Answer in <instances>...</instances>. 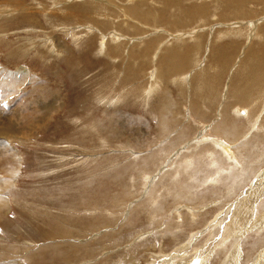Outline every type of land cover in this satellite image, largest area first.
Returning a JSON list of instances; mask_svg holds the SVG:
<instances>
[{"label": "rangeland", "instance_id": "374dc122", "mask_svg": "<svg viewBox=\"0 0 264 264\" xmlns=\"http://www.w3.org/2000/svg\"><path fill=\"white\" fill-rule=\"evenodd\" d=\"M6 1L0 264H264V83L251 86L264 69V0ZM221 46L232 57L219 69ZM178 56L187 66L162 76L160 61ZM29 114L27 128H3ZM225 120L237 127L218 131Z\"/></svg>", "mask_w": 264, "mask_h": 264}, {"label": "bare ground", "instance_id": "6f19581e", "mask_svg": "<svg viewBox=\"0 0 264 264\" xmlns=\"http://www.w3.org/2000/svg\"><path fill=\"white\" fill-rule=\"evenodd\" d=\"M125 1H127V0H125ZM131 1H140V0H131ZM147 1H149V0H147ZM15 2H22L21 0H8V1H6V3H9V4H11L12 5V7H16V5L14 6V4H16ZM55 3V2H54ZM138 3H140V2H138ZM143 3V2H142ZM56 4V3H55ZM128 4V3H127ZM135 4L136 3H134L133 4V6H128V8H129V12H132V11H134V10H132V9H134L135 8ZM129 5V4H128ZM59 9V8H58ZM199 9H203L204 10V8L203 7H192L191 8V10L192 11H190V13H188V14H192L191 12H193L194 13V15H199V13H201L202 14V11L201 10H199ZM73 11H75V12H81V11H79V7H75L74 9H73ZM134 14V13H133ZM21 16H23V17H26L28 14H20ZM20 15L18 16V18H21L20 17ZM26 15V16H25ZM32 15H33V13H32ZM31 16V15H30ZM34 16V18H35V15H33ZM27 18V17H26ZM28 18H30V17H28ZM28 18H27V20H28ZM49 19H51V18H56V15L55 16H53V15H51V16H49L48 17ZM34 20V19H33ZM30 21H32V20H30ZM26 24H27V22H25ZM24 24V23H23ZM32 25H33V23H31ZM35 26H38V25H35ZM249 26H251V24H249L248 25V27ZM34 28V27H33ZM39 28H41V27H39ZM77 28H79V27H77ZM235 29V28H234ZM34 30V29H33ZM87 30V29H86ZM40 32H42V36L44 35H47L46 34V32H44V30H42V29H40ZM78 32V31H77ZM81 32H84V33H86V34H90V30H87V31H84V30H81ZM74 33V32H73ZM72 33V39H74L75 40V43L77 42V40L79 39V33L77 34H73ZM230 33V32H229ZM234 33V32H233ZM239 33V32H238ZM51 35V34H50ZM91 37V36H90ZM101 38V37H100ZM118 38V37H117ZM200 38H202V37H200ZM200 38H197V40H200ZM28 39V38H27ZM53 39V38H52ZM51 39L50 38H47V39H45L44 41H43V43H42V45L44 44V47L46 46V45H48V47H50V50H49V52H54V54H55V51L53 50V48L51 49V45H50V43H51V41H50ZM90 40H91V38L89 39V40H87V42L85 43L86 45H88V46H91V45H89V43H90ZM27 41V40H26ZM31 39H28V42L30 43V45H32V44H34L33 43V41H32V44H31ZM119 41V40H118ZM174 41V40H173ZM55 42V41H54ZM102 42H103V40H102ZM102 42H101V45H102ZM114 42H115V40H114ZM57 43V42H56ZM53 44L54 43H52V47H53ZM61 44H62V42H60V45H59V47L61 46ZM149 45V44H148ZM159 45V44H158ZM117 46H121V45H117ZM147 46V45H146ZM193 46V45H192ZM47 47V48H48ZM55 47V46H54ZM107 47V46H106ZM106 47H105V49H106ZM157 47V46H156ZM200 47V44H199V42H196L195 43V45L193 46V47H190V48H188V49H186V52H185V54L186 53H192L193 51H198L197 49ZM61 48V47H60ZM117 48V47H116ZM116 48H114V49H112V50H105L104 49V47L103 48H100V52H99V54H103L102 52L105 50L106 52H108V51H110V53L109 54H107V56H110V57H112L111 55H113V53L115 52L116 53ZM148 48H150L151 49V47L150 46H148ZM147 48V49H148ZM234 48V47H233ZM55 49H56V47H55ZM149 49V50H150ZM98 50V49H97ZM114 50H116V51H114ZM178 50V49H177ZM226 50H228V51H226ZM48 51V50H47ZM112 51H114V52H112ZM146 52H148V50H145ZM151 51V50H150ZM183 51H185V50H183ZM231 51V50H230ZM176 52H178V51H176ZM176 52H174L173 54L175 55L176 54ZM60 54H61V52H59ZM112 53V54H111ZM119 53V52H118ZM122 53V52H121ZM145 53V52H144ZM183 53V55H184V52H182ZM140 54H141V52H140ZM166 54V53H165ZM103 55H105V54H103ZM142 55V54H141ZM140 55V56H141ZM144 56L143 57H145L146 56V53L145 54H143ZM177 55V54H176ZM182 55V54H181ZM182 55V56H183ZM52 56V55H51ZM120 56V55H119ZM154 56H155V54H154ZM186 56V55H185ZM213 57H214V59H215V63H219L218 64V68L219 69H221L222 67H223V65H222V61L224 62V63H226L227 64V61L229 60V59H231V57H232V54H230V52H229V49H225L224 47H219V48H217V50H216V52L212 55ZM114 57V56H113ZM112 57V58H113ZM142 56H141V58H143ZM147 57V56H146ZM180 56H178V57H171V58H169V59H165V58H161L162 60L160 61V59H159V61H160V63H159V65L157 66L158 67V70H159V72H161V74H163L162 76H164V77H167L171 72V68L169 69V67H170V65L172 64H174V63H177L180 67H186L187 65H186V63H185V57H184V59H180L179 58ZM153 58V57H152ZM182 58V57H181ZM155 59V58H154ZM113 60V59H112ZM153 62V61H152ZM163 63H164V65H163ZM194 64V63H193ZM171 65V66H172ZM129 66V65H128ZM191 66H193V65H191ZM226 66V65H225ZM162 67V68H161ZM172 67H174V66H172ZM194 67V66H193ZM180 69V68H179ZM170 70V71H169ZM254 73H256V74H259V69H258V71H256L255 72V70H252ZM252 71L250 72V75H252ZM131 72V71H130ZM154 72V71H153ZM160 74V75H161ZM217 76L218 75H220V73H217L216 74ZM154 77L156 78V71L154 72ZM181 77H183V76H181ZM187 77V76H186ZM186 77H185V79H186ZM178 78V77H177ZM176 78V79H177ZM184 78V77H183ZM217 78V77H216ZM182 79V78H181ZM184 79V80H185ZM179 79H177V81H178ZM183 80V81H184ZM246 80V79H245ZM176 81V82H177ZM154 82H156V84H157V81H154ZM247 82V81H246ZM187 83V82H186ZM264 83V69H261V76L257 79V80H251V86H253V87H258V88H260V86L262 85ZM150 85V84H149ZM154 86V85H153ZM155 87V86H154ZM152 88V85H151V88L152 89H155V88ZM263 87H264V84H263ZM150 88V87H149ZM227 88V87H226ZM151 90V89H150ZM150 90H148V93H146L145 94V96H150L149 94H151V91ZM234 94V93H233ZM254 94H255V91L253 90V88L251 87L250 88V94H249V97H250V99H252L253 98V96H254ZM58 96H59V94H58ZM57 96V97H58ZM152 96V95H151ZM62 97V96H61ZM118 97V96H117ZM116 97V98H117ZM143 97V96H142ZM234 97L237 99V100H239V97L237 96V95H235L234 94ZM241 97V96H240ZM59 98L60 97H58V98H53L55 101H59ZM109 98V97H108ZM113 98V97H112ZM119 98V97H118ZM52 99V100H53ZM51 100V101H52ZM108 100V99H107ZM240 100H242L241 98H240ZM108 102H110V101H108ZM44 103V102H43ZM42 103V104H43ZM54 103V102H53ZM105 103H107V102H105ZM113 103H115V102H113ZM189 103V102H188ZM42 104H40V106L42 105ZM37 105H38V103H37ZM45 105V104H44ZM109 105V104H108ZM112 105V104H111ZM189 105V104H188ZM212 105V104H211ZM58 106V105H57ZM113 106H114V104H113ZM190 107H192V106H190ZM39 108H43V107H39ZM193 108V107H192ZM192 108H191V110L190 111H192ZM33 109V108H32ZM164 109V108H163ZM48 110H51V111H49L48 112ZM196 110V109H195ZM21 111V110H20ZM35 111V110H34ZM52 111H54V107H53V104H50L49 105V107H45V110H43V112H41V110H38V111H36L35 113L37 114V112H38V114H40V115H42L41 117L40 116H38V120H39V123L38 124H42V123H45L46 121L43 119V118H45L47 115H48V113H50V112H52ZM19 112V111H18ZM22 112V111H21ZM20 112V113H21ZM55 112H56V110H55ZM54 112V113H55ZM237 112H239L240 113V111H237ZM20 113L18 114V115H20ZM192 113V112H191ZM194 113V112H193ZM246 113V112H245ZM247 113H248V111H247ZM23 114V113H22ZM31 114V113H30ZM30 114H29V116H27L25 119L23 118V119H21L20 118V116H18V117H15V119H16V121H14L13 123H12V125L9 123V124H7V126L5 127H3V128H5L6 129V131L10 134V133H12V131H15V130H19V131H21V128H27V123L28 122H30L31 123V119H33L34 118V116H30ZM34 114V113H33ZM163 114V113H162ZM243 114V113H242ZM235 115H237L236 113H235ZM15 116H17L16 114H15ZM160 116V115H159ZM190 116V115H189ZM24 117V116H23ZM184 117V116H183ZM191 117V116H190ZM248 117H249V114H248ZM247 117V119H249ZM238 118V117H237ZM162 119V118H161ZM256 120V119H255ZM34 121V120H33ZM163 121H164V118H163ZM162 121V122H163ZM187 121H188V119H187ZM231 120H229V121H222V123L220 122V126H217L216 128L218 129V131H220L221 130V132H223V130H225V129H227V128H235V127H237L235 124H232L231 122H230ZM48 122V121H47ZM46 122V123H47ZM255 122V121H254ZM254 122L252 123L253 125H254ZM257 122V121H256ZM34 124H36L37 125V123H33V125ZM164 124V123H163ZM186 124H188V123H186ZM26 125V126H25ZM253 125H252V128H253ZM256 125V124H255ZM29 126V125H28ZM188 126V125H187ZM187 126H185V127H187ZM235 126V127H234ZM33 129H35L34 127H33ZM36 130V129H35ZM184 130H186V128L184 129ZM207 130V129H206ZM34 131V130H33ZM188 131V130H187ZM28 132H30V131H28ZM186 132V131H185ZM19 133H21V132H17V133H15L14 135H18ZM0 134H2V133H0ZM182 134H183V130H182V132L180 133V135H179V137L180 136H182ZM29 136H30V133L28 134ZM177 136V135H176ZM187 136V135H186ZM205 136V135H204ZM184 136H182L181 138H183ZM181 138H178V139H181ZM184 139V138H183ZM1 140V139H0ZM177 141V140H176ZM22 142H23V140H21L20 139V141H19V143L20 144H22ZM173 143V142H172ZM212 143V142H211ZM5 145H7L6 143H5V141H0V148H4L5 147ZM170 146L171 145V143H169V144H167V146ZM218 145V144H217ZM224 145V144H223ZM2 146V147H1ZM221 146H222V144H221ZM220 147V146H219ZM221 148H223V147H220V149ZM226 148V147H225ZM227 149V148H226ZM10 151H8L9 153H11V148L9 149ZM222 150V149H221ZM0 151H3V150H1L0 149ZM15 151V150H14ZM14 151H12V153H14ZM223 151V150H222ZM5 152H7V151H5ZM17 152V151H16ZM229 152V151H228ZM178 153V152H177ZM223 153L224 154H226L227 153V151H223ZM8 154V153H7ZM153 154V156H151V154L147 157V158H145L144 160H143V165H141V166H147L149 163H148V161H149V159L150 160H153V159H155L154 158V153H152ZM176 154V153H175ZM14 155L16 156V154L14 153ZM204 156H205V154H204ZM1 157V156H0ZM10 157V156H9ZM16 158H17V156H16ZM192 158H194V157H192ZM198 158H200V157H198ZM10 160H13L12 159V157L11 158H9ZM18 160H19V157L17 158ZM16 159V160H17ZM187 159V158H186ZM189 160V159H188ZM187 160V161H188ZM154 161V160H153ZM164 161V160H163ZM162 161V162H163ZM151 162V161H150ZM165 162V161H164ZM163 162V163H164ZM159 164H162L161 162L159 163ZM164 165V164H163ZM141 166H139V169H140V167ZM138 167V166H137ZM194 167V166H193ZM1 168V167H0ZM131 168V167H130ZM142 168V167H141ZM148 167H146L145 169H147ZM125 169H126V167H125ZM128 169V168H127ZM137 170V171H139V173L141 174H143V171L142 172H140L141 170ZM142 169H144V168H142ZM133 170V169H132ZM135 170V169H134ZM136 170H135V172H136ZM148 170V169H147ZM153 170V169H152ZM161 170V169H160ZM126 171V170H125ZM189 171V170H188ZM132 172V171H131ZM160 173H161V171H160ZM192 173V172H191ZM194 173H195V171H194ZM146 174V173H145ZM144 174V175H145ZM148 174V173H147ZM190 174V173H189ZM142 176V177H145V176ZM214 175V174H213ZM216 176V175H215ZM14 177H15V175H14ZM13 179V178H12ZM147 179V178H146ZM115 180V179H114ZM193 180H194V178H193ZM192 180V181H193ZM216 180V179H215ZM197 181V180H196ZM204 181V180H203ZM202 181V182H203ZM213 182H215V181H213ZM13 183V182H12ZM177 183H179V182H176V184ZM193 183H195V182H193ZM199 183V182H198ZM196 185V184H195ZM173 186V185H172ZM176 186V185H175ZM195 187V186H194ZM178 188V187H177ZM224 188V187H223ZM177 190H179V188L177 189ZM192 190V189H191ZM191 190H190V192H191ZM218 190V189H217ZM5 191V190H4ZM180 191V190H179ZM3 192V191H2ZM10 192V191H9ZM182 192V191H181ZM224 193V192H223ZM249 193H251V192H248V193H245V198H244V200H246L247 199V197H248V194ZM184 194V193H183ZM186 194V193H185ZM189 194V193H188ZM252 194V193H251ZM250 194V195H251ZM4 195V194H3ZM179 195V194H178ZM177 195V196H178ZM228 195V194H227ZM176 196V197H177ZM181 196V195H180ZM182 197H184V196H182ZM187 197V196H186ZM178 198H179V196H178ZM189 198V197H188ZM149 199V198H148ZM251 199V198H250ZM248 200H249V198L246 200L247 202H248ZM4 202V201H3ZM146 204V203H145ZM238 204V203H237ZM242 204V203H241ZM247 204V203H246ZM254 204V203H253ZM253 204L252 203H249V205L250 206H248V208L250 207L251 209L249 210V216H252V213H253ZM170 205H172V204H170ZM235 205V207H236V204H234ZM259 205H261V204H259ZM170 207V206H169ZM0 208H2V207H0ZM245 208V207H244ZM3 209V208H2ZM86 209V208H85ZM259 209V208H258ZM243 210V209H242ZM240 211V210H239ZM246 211V210H245ZM244 211V213H240V214H242V219L244 218L243 216L246 214V212L248 211H246L245 212ZM241 212V211H240ZM257 212V211H256ZM158 213V212H157ZM238 213V212H237ZM197 214V213H196ZM234 214V213H233ZM239 214V215H240ZM256 214V213H255ZM185 216V215H184ZM195 216H197V215H195ZM195 216H194V219H195ZM249 216H247L246 217V219H248L249 218ZM193 218V217H192ZM241 218V217H240ZM66 219V218H65ZM245 219V218H244ZM250 219V218H249ZM262 221H261V224L264 222V217H262ZM61 220H62V218H61ZM64 220V219H63ZM61 223V222H60ZM98 223V222H97ZM196 223V222H195ZM194 223V224H195ZM198 223V222H197ZM249 223V222H248ZM242 224V223H241ZM257 224V223H256ZM93 225V224H92ZM193 225V224H192ZM259 226V225H258ZM257 226V227H258ZM261 226V225H260ZM54 231V230H53ZM229 238V237H228ZM68 250V249H67ZM66 250V251H67ZM70 252H71V250H70ZM73 252H74V250H73ZM67 253H69V252H67ZM46 254V253H45ZM69 254H71V253H69ZM261 255L264 257V251L261 253ZM36 257V256H35ZM237 257V256H236ZM262 257V258H263ZM263 260V259H262ZM17 261V260H16ZM20 261V260H19ZM17 264H18V261H17ZM231 264V263H230Z\"/></svg>", "mask_w": 264, "mask_h": 264}]
</instances>
